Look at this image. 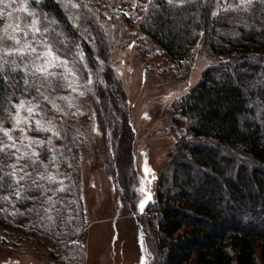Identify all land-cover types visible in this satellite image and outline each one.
<instances>
[{
  "label": "trees",
  "instance_id": "obj_1",
  "mask_svg": "<svg viewBox=\"0 0 264 264\" xmlns=\"http://www.w3.org/2000/svg\"><path fill=\"white\" fill-rule=\"evenodd\" d=\"M112 2L87 0L101 13ZM130 4L129 15L119 14L118 18L112 11L111 18L133 23L142 37L152 40L175 62L177 71L190 73L193 49L200 40L209 44L214 54L199 81L173 103L178 114L174 118L176 146L159 177L156 199L145 208L158 246L153 264H264V0H226L219 9L214 0H187L177 6L167 0H154L152 4L136 0ZM1 9L7 11V25H11L6 35L20 40L16 44L6 39L4 48L31 44L39 53L46 49L37 41L45 40L69 62L75 59L86 76L95 78L94 84L103 65L101 73L107 86L112 84L114 102L121 105L117 109L122 114L120 125L129 155L134 133L128 123L126 94L107 64L109 46L102 29L94 24L95 18L93 21L82 15L76 23L61 0H7ZM34 20L49 31L33 35ZM50 20L57 23L50 24ZM7 25L0 26V35H5ZM140 47L145 49L142 44ZM37 53L29 51L26 58L6 57L9 64L4 66V75L8 80H0V124L9 132L18 114L13 105L32 101L44 111L45 106L51 110L53 105L44 99L45 86L51 80H57L56 84L61 81L63 65L48 69L57 73L55 77L34 74L25 65H31ZM35 63L43 65L44 60ZM40 125L50 129L43 121ZM56 133L40 130L39 126L13 131L18 151H12L16 156L35 151L40 163L3 155V172H11L14 164L17 169L27 165L32 179L51 175L56 180L37 179L42 187H26L23 198L17 199L13 181L6 177L0 196L10 199L0 200V228L12 238H35L53 244L65 255L63 264H82L86 212L81 196V144L70 131ZM0 141L11 143L2 132ZM35 141L45 142L44 146ZM30 182L26 178L24 183ZM59 188L64 191H57ZM48 197L55 205L46 213L44 209L52 207ZM258 202V208H250ZM258 211L261 219H256ZM0 242L4 243L1 238Z\"/></svg>",
  "mask_w": 264,
  "mask_h": 264
},
{
  "label": "rangeland",
  "instance_id": "obj_2",
  "mask_svg": "<svg viewBox=\"0 0 264 264\" xmlns=\"http://www.w3.org/2000/svg\"><path fill=\"white\" fill-rule=\"evenodd\" d=\"M131 1L136 0H113L111 7L101 13L89 6L87 0H71L79 7L67 9L76 23L84 15L93 21L95 18L94 24L102 29L109 46L107 64L126 94L128 123L134 133L132 152L126 153L127 139L120 125L122 114L117 109L121 105L114 102L112 84L108 87L101 73L103 65L99 66L94 84L95 78L86 76L75 59L69 62L68 57L55 51L67 63L62 67L61 81L56 84L57 80H51L45 86L46 97L53 102L52 111L46 106L44 111L36 102L29 101L17 110L19 128L15 122L9 132L12 136L18 129L31 130L38 126L37 121L40 124L43 121L52 131H70L79 139L81 196L86 212L81 240L82 264L154 263L158 246L148 226L145 208L156 199L159 177L176 146L174 118L178 114L173 103L199 81L202 71L214 60L209 44L200 40L193 49L190 73L177 71L175 62L162 54L152 40L142 37L133 23L111 18L112 11L118 18L119 14L129 15ZM61 2L66 5L69 0ZM224 2L214 0L215 7L219 9ZM7 16V11L1 9L0 26L7 25ZM33 106V112L29 113L27 109ZM45 115L47 118H42ZM179 124L184 127L183 123ZM25 137L32 141L27 133ZM258 206L259 202L250 208ZM260 213L253 217L261 219ZM0 238L4 241L0 242V264H63L66 261L62 251L51 243L35 238H12L1 228Z\"/></svg>",
  "mask_w": 264,
  "mask_h": 264
},
{
  "label": "snow or ice",
  "instance_id": "obj_3",
  "mask_svg": "<svg viewBox=\"0 0 264 264\" xmlns=\"http://www.w3.org/2000/svg\"><path fill=\"white\" fill-rule=\"evenodd\" d=\"M36 2H39V0H36ZM154 2V0H149V4H152ZM187 2V0H167V3L171 6H177V4L179 3L180 5H182L183 3ZM7 4V0H0V5H6ZM65 7H72V8H78L79 5L72 3L71 0H69L68 4L65 5ZM145 8L147 9V6H145ZM125 15H128L127 13H125ZM49 23H57L54 20H50ZM39 21L38 20H34L32 22L31 25V30L33 31V35H35L36 33H41V35H43L44 33H47L49 31V28L44 27L43 29H41L39 26ZM11 27V25H7L4 28V33L5 35H0V80H4L5 82H7L8 77L4 75V66L9 64V60L6 59V57L8 56H13V55H19L21 57H25L26 58V53L27 52H32V53H37V49L35 47H32L31 44H24L23 47H13L11 49L8 48H4L3 44L5 42L6 39H12L15 41L16 44H20V40L17 39L15 36H7V28ZM54 31V30H53ZM25 35H27V33H25ZM37 43H39L40 45H42L46 50L43 52H39L36 54L35 59L33 60L31 65H25V67L29 68V70H34V74L35 72H39L45 75V77L47 78L48 76H53L55 77L57 75V73L54 72H48V69L51 67H59L61 65H65L67 62L66 61H62L60 60V57L57 56L54 52L53 49L51 48V46L45 41V40H39L37 41ZM131 46V45H130ZM81 59H83V55L82 53H80ZM43 59L44 60V64L43 65H37L35 63V60H40ZM57 61H59V63H57ZM14 63V62H13ZM16 68H19V65H16ZM13 71L15 70L12 69ZM28 82L25 81V84H27ZM81 95H83V93H81ZM44 99H48L47 97H44ZM25 106V102L21 101L19 105H13V107L20 109V108H24ZM33 108H28L27 111L29 113L33 112L34 110ZM16 128H19L20 125V119L17 116L16 118ZM36 124L39 126L40 130L43 131H50L51 129H47V128H43L42 125H40V122L37 121ZM20 131H23V129H20ZM0 132L3 133L4 136L7 137V139L9 141H11V143L5 144L2 141H0V156L3 155H7L11 158L16 159L17 161L27 158L31 164H37L40 163V161L38 160L39 157V153L33 151L31 153H23L21 156H16V152L12 151L13 149H15L16 151H18V149H16V144L15 141H13V137L10 135L9 130L3 129L2 124H0ZM56 135H58V133H56ZM34 143L40 145V146H44L43 141H35ZM31 145H29L30 147ZM36 158V159H33ZM13 170L11 172H3V168L2 166H0V189L4 188L6 185L4 184V180L5 178H10L13 181V184L11 185L14 189V195L16 196L17 199H21L23 198L22 193L24 192L25 188H31L33 186H35L37 189H40L42 186L37 183V179L38 180H48L49 182H54L56 180L55 176H44V175H40L37 179H32L33 174L29 173L26 171V167L27 165L21 166L19 169H17V166L11 165L10 166ZM146 171H148V169H146ZM19 173H23L22 175H18ZM26 178L28 180H30V183L25 184L24 182L26 181ZM57 191H64L63 188H59L57 189ZM150 193L148 194V199H150ZM10 197L7 196H0V200H9ZM49 201H52L51 197H48ZM55 202L52 201V207L44 209V211L47 212H51L54 208ZM143 209V204H141V210ZM48 219H51V216L47 217ZM73 243H76L75 241ZM143 264V261H142Z\"/></svg>",
  "mask_w": 264,
  "mask_h": 264
}]
</instances>
